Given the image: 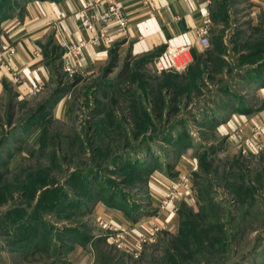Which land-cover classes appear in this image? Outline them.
I'll list each match as a JSON object with an SVG mask.
<instances>
[{
  "label": "rangeland",
  "instance_id": "rangeland-1",
  "mask_svg": "<svg viewBox=\"0 0 264 264\" xmlns=\"http://www.w3.org/2000/svg\"><path fill=\"white\" fill-rule=\"evenodd\" d=\"M249 10L247 0H211L208 44L182 69L112 55L103 72L75 75L50 56L48 86L6 100L0 264H69L72 234L87 241L91 264H264V144L227 149L211 124L224 104L259 110L264 101L245 80L264 61V9L255 26ZM60 87L69 90L61 116L58 99L41 108ZM179 154L193 158L196 198L183 204L180 229L118 247V231L92 212L96 203L151 213L148 171L171 167Z\"/></svg>",
  "mask_w": 264,
  "mask_h": 264
},
{
  "label": "crops",
  "instance_id": "crops-1",
  "mask_svg": "<svg viewBox=\"0 0 264 264\" xmlns=\"http://www.w3.org/2000/svg\"><path fill=\"white\" fill-rule=\"evenodd\" d=\"M84 1L18 0L8 7L9 11L0 18V107L10 98L31 97L30 88L34 85H40L38 92L48 86L52 71L50 56L59 62L63 71V62L68 63L72 67L69 74L94 75L106 69L112 55L131 59L149 57L152 61L157 54L164 57L166 46L181 45H189L196 55L204 47L198 33L204 31L209 37L211 0H120L128 20L127 34L114 38L109 45L90 42L76 55L66 57L60 45L61 38L88 40L98 30L96 26L91 32L80 24L78 12ZM247 1L250 23L255 26L257 15L264 9V0ZM3 46L12 48V52L4 50ZM54 50L60 51L59 57ZM249 80L254 82L248 83L251 87L247 88L264 98V74ZM66 93L57 104L56 115L64 114L68 103ZM261 104L259 110L248 105L250 108L245 111L229 108L227 104L220 109L225 115L216 119L215 128L226 137V143L230 144L227 149L238 143L244 151L246 138L252 139L247 149L254 147L256 142L264 144V101ZM257 128L258 136L254 133ZM193 167V158L179 154L171 167L160 166L150 173L146 182L149 214L141 212V208L126 210L99 203L92 212L110 229H129L123 237V245L127 248H137L140 239L148 235L150 226H158L159 233L175 232L179 227L180 206L192 204L196 199L193 177L189 176L184 198L167 201L168 191L178 174L190 175ZM69 239L74 242L67 253L69 264H91V252L80 238L72 234Z\"/></svg>",
  "mask_w": 264,
  "mask_h": 264
},
{
  "label": "built area",
  "instance_id": "built-area-1",
  "mask_svg": "<svg viewBox=\"0 0 264 264\" xmlns=\"http://www.w3.org/2000/svg\"><path fill=\"white\" fill-rule=\"evenodd\" d=\"M80 24L88 31H93L96 26L98 27L97 33L91 34L88 40L77 39L69 40L61 38L60 45L64 48V56L71 57L79 53L90 42L109 45L114 38H122L128 32V20L124 11V7L120 0H85L82 8L78 12ZM199 42L202 46L208 44V38L204 31H200ZM3 49L12 52V48L3 46ZM163 58L157 54L151 60L154 62L158 69H182L193 58L192 48L189 45H181L177 47L166 46L163 50ZM63 69L65 72L70 73L72 67L63 62ZM40 85H34L30 88V94L34 95L38 92ZM255 134H260V131L255 130ZM246 142L251 144L252 139L247 138ZM255 145L259 148L261 144L256 142ZM189 174L180 173L177 180L173 181L169 188L167 195L168 201L184 198L186 189L188 187ZM158 226H150L148 228V235L142 237L140 242L153 241ZM128 232L126 229H120L114 236L113 241L118 247H124L123 237Z\"/></svg>",
  "mask_w": 264,
  "mask_h": 264
},
{
  "label": "trees",
  "instance_id": "trees-1",
  "mask_svg": "<svg viewBox=\"0 0 264 264\" xmlns=\"http://www.w3.org/2000/svg\"><path fill=\"white\" fill-rule=\"evenodd\" d=\"M0 1H3V0H0ZM10 1V0H9ZM17 1V0H16ZM15 1V2H16ZM9 6V2H6V0H4V4H3V6L6 8H8V6ZM5 15V13H1L0 12V18L1 17H3ZM194 56V55H193ZM58 57H59V55H58ZM147 59L149 58V57H146ZM257 63V65L256 66H253L254 68L253 69H250V70H253V71H257V73L256 74H254L253 76H251V77H246L245 78V80L247 81V82H249V83H251V82H254V81H250L249 79H252L253 77H258V76H260V75H262V74H264V61H257L256 62ZM262 71V72H261ZM248 75H251V74H248ZM249 78V79H248ZM249 80V81H248ZM67 91H69L68 89H66V88H57L56 90H54V92L52 93V95L46 100V102H45V104H43L42 105V107L41 108H43L44 106H46V104H48V103H50L54 98H55V101H57V99L58 100H60L63 96H64V94L67 92ZM171 99L169 98L168 99V102L170 101ZM223 107L225 108V104L223 105ZM234 107H236V109H242L243 108V110H248L249 108H250V106H248L247 105V103H241V104H239V106H233V108ZM37 112V111H36ZM31 119H28V120H26V121H24L25 123H27L28 121H30ZM215 123H216V120H214L211 124H212V126L214 125L215 126ZM181 144H183V142L181 141L180 142ZM170 165V164H169ZM152 168H150L149 169V171H148V174H150V172L152 171V170H154L155 168H157V167H160V165L159 166H155V165H153V166H151ZM112 203H114L113 201H112ZM114 204H111V206H113ZM183 206V205H182ZM182 206H180V208H179V216H180V211H181V209H182ZM118 207V206H117ZM126 209V208H125ZM126 210H128V209H126ZM180 222H181V219H180V221H179V224H180ZM179 229H180V227H179ZM74 235V234H73ZM93 239L94 238H91V239H89V241L90 242H92L93 241ZM98 239L100 240V241H105V239H106V237L104 236V237H102V236H100V237H98ZM81 242H87V241H85V240H83V241H81ZM93 245L95 246V243L93 242ZM94 249V248H93ZM33 251H35V252H42L43 251V247L42 246H36V248L35 249H33Z\"/></svg>",
  "mask_w": 264,
  "mask_h": 264
}]
</instances>
